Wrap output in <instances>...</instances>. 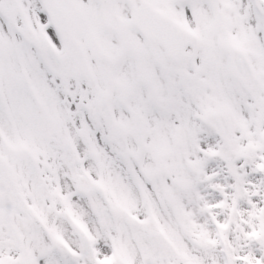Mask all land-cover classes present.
Instances as JSON below:
<instances>
[{
    "label": "snow or ice",
    "instance_id": "obj_1",
    "mask_svg": "<svg viewBox=\"0 0 264 264\" xmlns=\"http://www.w3.org/2000/svg\"><path fill=\"white\" fill-rule=\"evenodd\" d=\"M0 264H264V0H0Z\"/></svg>",
    "mask_w": 264,
    "mask_h": 264
}]
</instances>
